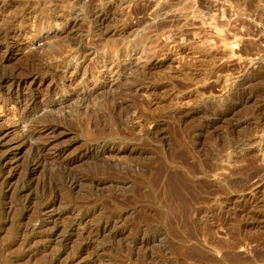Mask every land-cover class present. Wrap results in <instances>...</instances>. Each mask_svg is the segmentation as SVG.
Returning <instances> with one entry per match:
<instances>
[{
  "label": "rangeland",
  "instance_id": "374dc122",
  "mask_svg": "<svg viewBox=\"0 0 264 264\" xmlns=\"http://www.w3.org/2000/svg\"><path fill=\"white\" fill-rule=\"evenodd\" d=\"M13 72L0 264H264V0H0Z\"/></svg>",
  "mask_w": 264,
  "mask_h": 264
},
{
  "label": "bare ground",
  "instance_id": "6f19581e",
  "mask_svg": "<svg viewBox=\"0 0 264 264\" xmlns=\"http://www.w3.org/2000/svg\"><path fill=\"white\" fill-rule=\"evenodd\" d=\"M237 38H238V36H237ZM247 51H249V50H247ZM249 53H250V51H249ZM7 79H10V80L12 79L13 81H17V80L21 81V79H19V74L16 73V72H13V73H11L9 75H1L0 76V80L1 81H5ZM39 163H40V161H37V164H39ZM192 168L190 167V169H188V168L185 169V170L188 169V171H184V169H183L182 170L183 172L181 171V172L175 173L174 174L175 176L173 175L172 178H170L171 177L170 176L169 180H168L169 184L167 183L168 187L167 188L165 187L166 188L165 189L166 190V194H167V197H166L167 200L165 199L164 201L165 202L166 201L169 202L170 203L169 205L173 206V208L175 210V213H177L178 215H181L182 217H185V218L188 217V215L192 211L191 208L196 204V201H198L199 196L201 195L200 192H198L199 187L197 188L196 187L197 185L195 186V184L198 183V182H196V183H192L191 182L190 176L192 175V172L194 170H196V169H192ZM195 172L196 171L193 172V177H194L195 174H197V172L196 173ZM171 174H173V173H171ZM79 181H80V179H78L76 177H73V178L69 179V181H67V183H69L70 186H73V185H78ZM201 183H203V182H201ZM55 188H58L57 185L53 186V189H55ZM47 190L48 189H46V187H44V193L49 191V190L48 191ZM161 195H163V194H161ZM194 213H195V211H194ZM174 217H176V216H174Z\"/></svg>",
  "mask_w": 264,
  "mask_h": 264
}]
</instances>
